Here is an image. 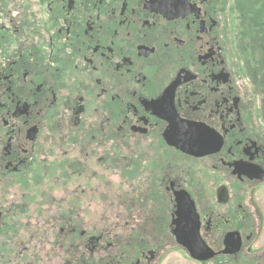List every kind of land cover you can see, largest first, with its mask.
<instances>
[{
    "label": "flooded vegetation",
    "instance_id": "flooded-vegetation-1",
    "mask_svg": "<svg viewBox=\"0 0 264 264\" xmlns=\"http://www.w3.org/2000/svg\"><path fill=\"white\" fill-rule=\"evenodd\" d=\"M0 264H264V0H0Z\"/></svg>",
    "mask_w": 264,
    "mask_h": 264
}]
</instances>
